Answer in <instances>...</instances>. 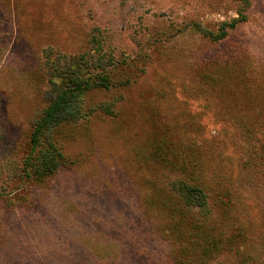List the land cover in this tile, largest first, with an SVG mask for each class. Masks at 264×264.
<instances>
[{"label":"rangeland","instance_id":"1","mask_svg":"<svg viewBox=\"0 0 264 264\" xmlns=\"http://www.w3.org/2000/svg\"><path fill=\"white\" fill-rule=\"evenodd\" d=\"M240 12L223 39L196 27ZM94 35L132 79L86 92L56 130L67 163L33 182L48 59ZM200 177L205 240L172 188ZM0 264H264V0H0Z\"/></svg>","mask_w":264,"mask_h":264},{"label":"trees","instance_id":"2","mask_svg":"<svg viewBox=\"0 0 264 264\" xmlns=\"http://www.w3.org/2000/svg\"><path fill=\"white\" fill-rule=\"evenodd\" d=\"M245 18L246 15L240 12L239 17L222 22L216 31L198 28V25L196 27L203 35L220 40L226 37L228 30L234 29ZM100 35L93 36V43L96 45L93 51L91 48L81 55H59L48 59L49 88L45 92L46 105L34 119L30 149L22 168L23 175L33 182H44L67 163L55 138L56 130L63 123L77 122L88 116L90 111L85 104L86 92L95 88L109 89L127 85L132 79L123 75L128 71L126 57L120 58L112 50H105ZM111 105L107 103L99 107L109 112ZM172 188L180 193L177 195L181 206L180 215L188 218L186 230L181 235L190 239L198 236L205 240L208 237L204 225L209 203L206 182L201 177L194 182L180 179L172 184ZM185 251L188 252V249ZM206 251L207 248H203L199 257L204 258Z\"/></svg>","mask_w":264,"mask_h":264}]
</instances>
